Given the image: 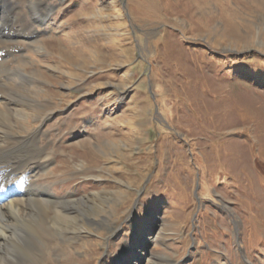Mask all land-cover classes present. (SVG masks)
<instances>
[{
  "label": "rangeland",
  "instance_id": "obj_1",
  "mask_svg": "<svg viewBox=\"0 0 264 264\" xmlns=\"http://www.w3.org/2000/svg\"><path fill=\"white\" fill-rule=\"evenodd\" d=\"M45 2L14 132L44 130L40 181L78 201L21 264H264V0Z\"/></svg>",
  "mask_w": 264,
  "mask_h": 264
},
{
  "label": "bare ground",
  "instance_id": "obj_2",
  "mask_svg": "<svg viewBox=\"0 0 264 264\" xmlns=\"http://www.w3.org/2000/svg\"><path fill=\"white\" fill-rule=\"evenodd\" d=\"M2 2L0 0V264H21L26 259L22 257L23 248L28 256H34L39 250V239L44 245L40 244L41 249L51 246L46 230L63 233L65 207L77 204L78 200L67 203L65 197L56 196L50 185L40 181L54 161L47 146L41 144L44 130L34 129L25 135L14 132L18 123L27 119L28 108L35 102L28 94L15 89L18 79L26 80V73L15 65L21 58L14 54L24 50L22 41L34 47L39 30L29 27L35 18L45 25L54 6L38 0V14L33 15L31 21L25 19L24 24H19L24 16L5 14ZM35 49L40 51L44 47L35 46ZM38 214L40 216L36 217Z\"/></svg>",
  "mask_w": 264,
  "mask_h": 264
}]
</instances>
